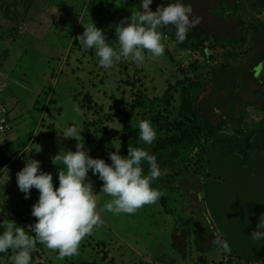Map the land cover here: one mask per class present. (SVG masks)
Instances as JSON below:
<instances>
[{"label": "rangeland", "instance_id": "374dc122", "mask_svg": "<svg viewBox=\"0 0 264 264\" xmlns=\"http://www.w3.org/2000/svg\"><path fill=\"white\" fill-rule=\"evenodd\" d=\"M2 1L4 0H0L1 6ZM7 1L16 3L14 9L6 4ZM212 1L217 0H183V3L190 5L193 15L200 18L195 26L210 30L218 38L235 36L239 29L236 27L237 21L231 17H224V20L218 18L215 8H209L213 6ZM226 2L229 4L231 0ZM238 2L239 7L233 15L238 14L250 24L254 18L264 20V9L259 13L249 7V1ZM4 3L6 5L1 7L3 11L13 9L14 13L11 14H18L19 17L17 21L10 17L5 19L4 13L0 11V87L8 85L5 93L9 94L6 107L10 121V129L0 138V143L3 144L14 136L13 138L19 139L18 144H13L15 149L21 148L20 143H25L26 146L20 152H14L10 162L0 170V203L5 206L11 217L30 227L36 219L31 215V207L38 198V190L30 189L29 197L25 199L23 193L18 190L16 172L24 166L27 159H37L40 161V170L52 174L53 187L58 185L57 172L62 165L53 164L51 157L58 153V146L61 152L75 151L76 141L74 138L58 137L57 129L70 126L78 129L84 121L83 115L75 111L73 95L81 102L83 94L80 92L90 94L92 101L89 102V119L95 118L96 115L101 118L103 115L113 116L111 121H106L103 117L101 125L106 127L98 126L100 129L97 128L95 133L98 134L96 137L101 135L102 139L110 135L114 150L120 147L118 140L122 124L119 117L132 100L142 96L160 98L173 110L172 119L179 116L181 121H185L194 113L195 105L186 88L173 89L181 75L164 52L156 58H151L150 54L145 52L146 59L139 66L131 60L122 59L105 70L98 65L94 50L80 48L75 39L77 34L83 32V25L93 21L105 32L109 43L118 48L114 25L122 17H129L131 11H138L140 2L28 0L22 3L21 0H5ZM149 6L156 9L157 6H164V3L152 0ZM219 7L223 8V14L229 12L226 5ZM241 29L245 30L246 36L240 47L223 40V43L219 44L221 39L216 42L210 37V43H216L215 53L209 63L210 68L223 64L224 54L228 51H235L248 61L264 55L260 51L262 49L264 52L263 41H258L253 50L246 52V49L253 45L251 32L256 28ZM227 31L231 32L230 35ZM23 49L25 54H21ZM171 51L173 52V49ZM179 60L183 63L184 70L189 69L187 56H180ZM253 66L259 73L264 72V56L259 64ZM197 73V79L207 77L209 69ZM244 81L236 83L240 97L236 99V103L241 110L238 125L256 121L264 116V88L248 96L247 92L244 94L245 90H254L256 83L252 80L245 81L244 86ZM211 87L212 84L208 83L200 97L205 96ZM80 88L83 91L79 90ZM171 89L174 90V93L171 92L174 96H169V99L175 97L173 103L166 100L168 96H164ZM100 106L102 110L94 112L93 109ZM115 108H118L119 112H113ZM215 113L219 114V111L215 110ZM227 124L225 122L220 131L233 134L239 128L235 126L230 129ZM125 134L126 141L131 142L127 146L145 148L149 152L152 150L149 146L153 143L144 145L127 131ZM209 138L208 133L202 132L200 138L194 142L193 148L181 150L175 168L160 173L152 182L153 187L169 197L165 206L167 209L171 208L172 213L163 209L159 199L155 203L143 205L131 214L103 211V205L110 197L99 192L102 181L89 170L102 223L94 226L81 240L75 256L61 259L56 250L48 249L37 241L43 257L49 264H264L229 256L207 213L201 190L198 194L187 191L183 193L178 187L177 180L187 173H193L194 178L202 185L203 179L207 177L202 156ZM102 146L107 147L103 142ZM127 148L124 153H127ZM97 153L100 158L106 157L103 149ZM105 162L108 163L106 160ZM142 167L146 174L148 164L142 161ZM164 176L172 180L169 189L160 185L159 180ZM13 254V250L0 253V264H10V256Z\"/></svg>", "mask_w": 264, "mask_h": 264}, {"label": "clouds", "instance_id": "9594fccd", "mask_svg": "<svg viewBox=\"0 0 264 264\" xmlns=\"http://www.w3.org/2000/svg\"><path fill=\"white\" fill-rule=\"evenodd\" d=\"M151 3L152 0H140L138 11H131L129 17L116 22L114 31L118 48L109 43L105 32L93 21L83 25V32L75 39L80 48L94 50L98 65L105 70L122 59L139 66L146 59L145 52L151 58L160 57L164 45L158 29L171 25L175 29L176 42L182 43L200 18L193 15L192 7L183 0H168L154 11L149 7ZM135 126L139 141L151 145L157 136L151 121L142 119ZM80 132L81 129L74 126L57 129L58 137L74 138L76 143L75 151L63 150L51 157L53 164L62 165L57 172L58 185L55 188L52 174L40 170L37 159H27L16 172V184L24 198L29 197L32 188L38 190V198L31 207V215L36 218L30 225L31 234L26 233L23 226L0 221V253L13 250L10 264H30L37 241L48 249L57 250L61 259L78 253L81 240L94 226L102 223L89 170L102 181L99 192L110 197L103 205V211L131 214L145 204L155 203L163 195L152 186L160 175L154 154L145 148L129 145L126 155L116 148L109 152L111 162L106 163L103 158L88 154L89 149ZM142 161L148 164L146 174ZM250 234L253 241H264V212L258 216Z\"/></svg>", "mask_w": 264, "mask_h": 264}, {"label": "trees", "instance_id": "16d2710c", "mask_svg": "<svg viewBox=\"0 0 264 264\" xmlns=\"http://www.w3.org/2000/svg\"><path fill=\"white\" fill-rule=\"evenodd\" d=\"M21 1L22 3L28 2V0ZM159 1H162L164 4L168 2V0ZM246 1L250 2L249 7H251L253 11L262 13L261 10L264 9V0ZM2 2L3 5H0V11L2 10L4 13L6 17L5 19L10 17L12 20L14 19L17 21L19 17L18 14L17 16H15V14H11L14 13L13 9L16 3L14 1H7L6 4L13 7V9H10V11L8 9L3 11L1 7L5 6L6 4L4 3L5 0ZM136 2L139 4L140 0H136ZM212 3L213 6L209 8H215V11L217 12L215 15L218 18L224 20V17H231L237 21L236 27L239 29L235 36H222L221 38H218L216 34L210 30L206 31L201 26H194L189 29L186 39L182 43H177L174 35L175 29L171 25L158 29V31L161 32V42L164 45V53L173 62L178 73L181 75V79L177 81L173 89L177 90L186 88L188 90L189 95L195 105L194 113H191V115H189L185 121H181L179 116L176 119H172L174 118L173 110L167 107L169 105H165L166 103L164 100L160 98H148L142 96L140 98L138 97L136 100H132L126 109H124L123 115L119 117L122 125L119 131L118 140L120 147L118 146L117 150H119L122 155L127 154L124 153V150L128 147L127 145L131 143L126 141L127 139L125 135L127 134H125V131H127L128 134L135 136V138H138L139 131L135 126L137 121L142 119L151 121L157 132V136L153 141L152 146H149V149H152L149 153L155 155L156 164L160 173L166 170L172 171L177 165V159L180 156L181 150L193 148L194 142L200 138V134L202 132H206L210 135V138L213 139V148L219 153L223 154L224 152L238 150L240 146V143L238 142V133H240L239 130L235 131L233 134H226L225 132L220 131V128L225 122L226 124H230H227V127L230 129H234L235 126H239L238 124L241 120V110L238 108L236 103V99L240 98L237 94L236 83L241 80H245L246 82L251 80L253 81L254 78L252 77V73L256 72V69L253 65L259 64L262 61L264 55H261L260 57L255 56V59L251 58L250 61H248L243 56L240 57L237 52L228 51L224 54L225 62L223 64L210 68L209 63L215 53L214 50L216 49V43H210V37L216 42L221 39L219 44L223 43L221 42L223 40L228 44L232 43L233 45H237L236 47H240L243 45V41L245 40L246 36L245 30L241 28H256L251 32V40L253 45L250 48L252 49H246V52H250L255 48L258 41L264 42V20L254 18L252 20V24H250L249 22H246L247 20L244 21L242 18H240L238 14L233 15L232 13L235 12L239 7L238 0H231L229 4L226 2V0H217L216 2L212 1ZM222 4L229 8L227 10L229 12L223 14V8L219 7ZM150 9L153 11L155 10L151 7ZM207 10H209L208 7ZM227 32L230 35L231 32ZM171 49H173V52ZM210 50H212L213 53ZM260 51L261 54H264L262 49H260ZM21 54H25L24 49ZM180 56H187L186 63L189 64V69H183V63L179 60ZM205 69H209V76H204L197 79V72ZM208 83L212 84V87L206 93V95L202 96L201 98L200 95L204 92ZM6 88H8L7 84L1 86L0 88V118L3 119V129L0 131V138L10 129L8 109L6 107V102L9 100V94L5 93ZM79 90L82 89L80 88ZM174 90L171 89L169 93L167 92L164 95L168 96L166 97V100L171 103L174 102L175 97L169 99V96H174V94L171 93H174ZM253 93H251V95ZM80 94H83L81 97V102L78 100L79 98L73 95L75 100V111L81 113L84 119L82 124L78 127V129H81L80 135L82 136L85 146L89 149V155L94 158L100 157L97 152H101V149H103L106 153L104 160L109 163L111 161L109 159L108 153L115 151L114 142L111 139L112 137L110 135L105 136L104 139H102L101 135L96 137L98 134L95 133V130L97 128L100 129L102 127H106L105 125H101L103 119L106 121H111L113 116L106 117L103 115L104 118L102 117V119L101 116L96 115L95 118L89 119L88 113L91 109L89 102L92 101V98L88 92H80ZM100 109L102 110L101 106L98 109L93 110L94 112L98 113ZM117 109L118 108L113 109V112L115 110L116 113ZM215 110H218L219 114H216ZM117 112L119 111L117 110ZM170 118L172 120H170ZM58 129H61V127ZM13 137L7 139L3 144L0 143V170L6 165V163L10 162V157L11 155H14V152H20V150L26 146L25 143H20L21 148L15 149L13 144H18L19 139H15ZM247 139L248 137L246 136V140ZM102 142L107 147L103 148ZM56 148L59 152V146ZM15 160L16 159H13V161ZM202 160L206 165L207 162L203 159V156ZM171 181L172 180L168 179L166 176L159 180L160 185L166 189L171 187ZM177 184L183 193H185L184 191H187L192 194H198L202 188L201 184L194 178L193 173L184 174L182 178L177 180ZM168 198L169 197L167 195H161L159 197V201L160 204L163 205V209L165 211H171L172 213L173 210L171 208L167 209L168 207L165 206ZM0 221L5 223H13L14 226H23L24 231L31 234L30 227H28L26 224H22V222H18L15 218L11 217L2 203H0ZM181 225L183 224L181 223ZM38 248L39 243L36 242L34 250L31 254L30 264H49V262L43 257L40 248ZM44 252L45 250H43V254ZM55 252H57V250ZM70 263L73 264L72 262Z\"/></svg>", "mask_w": 264, "mask_h": 264}, {"label": "water", "instance_id": "95a60500", "mask_svg": "<svg viewBox=\"0 0 264 264\" xmlns=\"http://www.w3.org/2000/svg\"><path fill=\"white\" fill-rule=\"evenodd\" d=\"M263 141L264 129L250 140L255 147L253 168L240 164L238 152L222 157L214 150L212 138L206 142L203 154L205 172L223 180L203 181L201 193L207 213L228 255L255 263L264 262V241H253L250 234L264 212V157L257 154Z\"/></svg>", "mask_w": 264, "mask_h": 264}, {"label": "flooded vegetation", "instance_id": "af4514ba", "mask_svg": "<svg viewBox=\"0 0 264 264\" xmlns=\"http://www.w3.org/2000/svg\"><path fill=\"white\" fill-rule=\"evenodd\" d=\"M257 72L252 73V77L254 78L253 81H255L256 83V87L254 90H252L251 88L245 90L244 94L247 92L248 94H251L254 92L257 93L258 91H260V88H264V72H260L258 70H256ZM244 86H245V81H244ZM241 92L243 93V87L241 88ZM250 96V95H248ZM264 129V116L263 117H259L258 120L254 121L252 120V122H242L239 125L238 130L240 131V133H238V142L240 143L239 149L238 150H234V151H230V152H224L219 153L222 157H226L227 155H229L232 152H238L241 155V162L240 164L242 166H247L249 168H253L254 163L252 160V156L253 153L255 151V147L253 144H251L250 140L254 135L259 134V132ZM246 136L248 137V139L246 140ZM259 139V137H258ZM262 146L261 148L257 151V154L259 156L264 157V141L261 142ZM207 165V163H206ZM205 165V166H206ZM208 174V173H207ZM205 179H212L215 182H222L223 180L221 178H216V177H211L209 174L207 175V177H205L203 179V181Z\"/></svg>", "mask_w": 264, "mask_h": 264}, {"label": "built area", "instance_id": "2783aa9c", "mask_svg": "<svg viewBox=\"0 0 264 264\" xmlns=\"http://www.w3.org/2000/svg\"><path fill=\"white\" fill-rule=\"evenodd\" d=\"M1 88V87H0ZM1 111H2V109H1ZM2 118H0V131H2V129H3V126H2Z\"/></svg>", "mask_w": 264, "mask_h": 264}]
</instances>
